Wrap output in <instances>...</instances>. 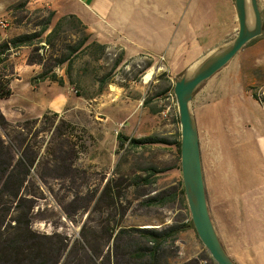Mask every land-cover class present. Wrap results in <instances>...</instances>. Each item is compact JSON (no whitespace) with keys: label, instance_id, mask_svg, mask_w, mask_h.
I'll return each mask as SVG.
<instances>
[{"label":"rangeland","instance_id":"rangeland-1","mask_svg":"<svg viewBox=\"0 0 264 264\" xmlns=\"http://www.w3.org/2000/svg\"><path fill=\"white\" fill-rule=\"evenodd\" d=\"M55 9L56 0H0V21L8 23V29L0 31L12 38L38 32L49 17L51 26L62 17L61 13L54 14ZM71 25L69 22L61 26L57 36L50 39V46L38 45V55L45 60V69L88 35L83 28ZM91 41L94 40L91 38L86 44ZM34 55L37 54L32 49L22 48L19 57L10 59L9 67L22 65L16 74L12 73V79H17L14 88L25 84L30 75L35 77L42 71L40 66L28 65L29 57ZM73 60L69 77L82 87L81 97L75 94L77 86L68 83L67 64L54 67L65 83L60 93L70 97L72 107L58 113L47 110L33 118L19 114L17 99L13 102L15 105L8 104L12 108L8 126L0 128V264L4 259H9V264L15 260V253L2 254L1 250L11 241L20 245L21 249L16 252L20 254L18 257H34L35 252L44 250L39 257L48 256L52 264H135L138 262L132 260L131 255L142 242L133 235L132 229L161 231L168 227H182V230L174 243L168 242L162 247L161 264H185L210 257L194 229L187 226L190 214L185 196L182 198L179 194L180 155L172 144L180 139L178 110L177 105L166 100L175 82L189 70L182 71L170 83L160 76L161 70L148 66L146 59L122 64L120 51L109 46L98 55L81 51ZM150 70L151 76L145 81ZM32 71L37 73L32 74ZM226 71L225 68L196 89L194 109L208 92L207 87L219 88ZM2 74L7 71L0 70ZM104 77H108L109 84L102 94L95 96L98 81ZM117 88L127 97H142L146 109L136 111L138 120L144 118V112L152 113L153 108L160 111L158 122L162 130L146 139L163 143L134 146L122 136L120 145L116 137L121 135L122 128L115 125L122 120L114 107L122 99L114 100V95L106 97L110 90L111 94L117 92ZM160 91H163L161 100L153 101ZM249 91L252 97H257L259 108L264 109V90L252 87ZM15 96H20L19 90L15 91ZM89 96L95 101L87 103L85 98ZM102 104H105L103 108ZM167 109L169 112L164 118L162 112ZM107 114L109 121L104 122ZM226 119H220L219 123L228 137L226 126L232 119L229 118L227 124ZM203 134L200 133L202 144L206 143ZM207 138L212 139L209 135ZM252 145L255 148L243 159L242 165H209L208 152L203 150L204 181L212 218L216 219L217 202L212 199V190L217 169L224 177L217 184L237 203L240 215L245 205L264 200V157L259 146ZM5 169H9L6 176L2 174ZM151 171L156 173L152 175ZM137 176L147 179L148 184L142 182L134 186L132 180ZM156 195L163 197L166 204L146 203ZM120 229L125 234L118 235ZM216 230L223 242L228 241L227 250H235L230 254L238 264H256L254 255L264 252V246H255V252L250 254L248 245L243 242H248V238L240 242L231 229ZM20 235L26 236V243L21 241Z\"/></svg>","mask_w":264,"mask_h":264},{"label":"crops","instance_id":"crops-1","mask_svg":"<svg viewBox=\"0 0 264 264\" xmlns=\"http://www.w3.org/2000/svg\"><path fill=\"white\" fill-rule=\"evenodd\" d=\"M257 2L260 10L264 11V0ZM55 10L56 15L61 13L62 17L75 18L95 42L118 49L122 64L146 59L150 67L161 70L160 76L170 83L182 71L193 69L204 58L225 47L238 32L234 0H56ZM11 38L0 31V43ZM21 49L5 63L8 77H11L12 96L0 100V112L4 118L8 121L12 112L9 105H15V99L19 114L33 118L42 116L47 110L58 113L72 107L69 105L70 97L60 93V87L56 84L45 82L34 89L29 82L33 75L26 79L25 84L13 87L17 79H12V73L16 74L22 65L9 67L7 64L10 59L20 56ZM230 62L225 67L227 71L218 84L219 88L207 87L208 92L195 109L192 104L197 101H194L193 95L190 105L198 131L203 178L204 151L208 152L209 165L217 167L244 164L243 159L255 148L253 143L259 146L264 157V109L259 108L257 99L249 91L252 87L264 90V34L248 42ZM225 68L216 74H221ZM35 73L37 71H32V74ZM117 89L114 94L109 89L106 97L114 95V100L122 99L114 107L122 120L115 125L122 128L121 136H125L129 142L144 140L162 130L158 122L161 115L158 109L153 108L149 114L144 112V118L138 120L136 111L146 109L142 97H127L121 88ZM16 90H19V97L15 96ZM162 93H156L153 101H160ZM101 99L105 98L101 96ZM85 101L90 103L95 100ZM104 106L101 105L102 108ZM222 118H227L226 124L229 118L232 119L231 123L225 125L228 137L220 129L219 121ZM106 121H109V115ZM200 133H204V144ZM217 171L212 190V199L217 202L216 219L211 217L213 225L215 229H231L240 242L248 238V242H243L252 254L255 246H264V200L245 205L246 209L240 215L237 203L224 187L217 184L224 179L222 173ZM205 194L209 206L206 187ZM219 240L229 258L238 264L230 254L235 250L226 248L228 241L223 242L220 237ZM254 256L257 257L256 264H264V252Z\"/></svg>","mask_w":264,"mask_h":264},{"label":"water","instance_id":"water-1","mask_svg":"<svg viewBox=\"0 0 264 264\" xmlns=\"http://www.w3.org/2000/svg\"><path fill=\"white\" fill-rule=\"evenodd\" d=\"M238 21L236 37L178 79L173 88L180 124V171L190 219L197 238L215 264H234L213 225L205 194L198 131L191 111L196 89L225 68L251 40L264 34V11L257 0H234Z\"/></svg>","mask_w":264,"mask_h":264},{"label":"trees","instance_id":"trees-1","mask_svg":"<svg viewBox=\"0 0 264 264\" xmlns=\"http://www.w3.org/2000/svg\"><path fill=\"white\" fill-rule=\"evenodd\" d=\"M52 14V13H51ZM50 14V16H51ZM53 15V14H52ZM51 17L47 19V22L45 23L44 26L38 31L30 34H23V35H18L15 36L11 39L4 40L0 43V64L1 66V71H6L5 63L9 59V57L13 54H15L19 49L21 48H30L32 49V52L36 53L37 55H34L32 57H29L27 63L30 66L37 65L42 67V71L37 74V76L32 77L30 79V85L36 89L38 88V85L41 83H53L56 84L58 87L63 88L64 86V80L57 75V73L54 71V67H61L64 64H67V68L65 69L66 75H67V80L70 85H76L77 89L75 90V94L78 97H81L82 95L80 92L81 86L76 84L71 77H69V73L71 70V66L73 64V58L81 52H94L95 54H102L104 50L106 49L105 45H101L95 41H91L88 45L86 44L90 38L89 35L85 37L78 45L75 47H72L71 49H68V53L65 55H61L58 59L53 60L54 64H52L49 68L45 69V63L44 59L38 55V45L41 43H45L47 46H50V39L53 37L57 36L59 33V30L61 29V26H63L65 23H71L72 28H85L81 26V24L76 21L75 18L68 16V17H62L60 18L53 26H51ZM51 60V59H50ZM116 66H118V63H116ZM150 66V63L148 64ZM10 81L11 77H8L7 74H2L0 75V100H6L12 96V90L10 88ZM109 84L108 77H104L100 81H98L97 85V92L95 96L102 94L103 88ZM255 99L257 98L256 96H253ZM94 97H86L85 99H93ZM178 120V118H177ZM179 122V120H178ZM8 126V121L4 118V116L0 112V128H5ZM116 139L120 143V145L123 144L122 139L123 137L121 135H117ZM131 145H145V144H156V143H163L162 141H158L157 139H144V140H131L129 142ZM177 151V154L180 155V139L178 138L177 141L172 143ZM8 168H11V165L9 164ZM9 170V169H8ZM7 169L2 171V174L4 176L7 175L8 172ZM152 175L153 172L151 171ZM156 173V172H155ZM9 176V173H8ZM134 186H139L142 182L148 184L147 179H142L141 177L137 176L132 180ZM181 183V190L179 192L180 196L184 198V190L182 187ZM15 197V194H11V197ZM149 205H165L166 200L159 196L156 195L146 202ZM188 227L193 229V225L191 222V219L188 218ZM133 235L135 234L139 240H141L142 245L140 247H137V249L134 250L132 256V260L136 259L135 264H161L160 263V252L161 249L164 245H166L168 242H175V237L176 235L182 230V227L180 228H174V227H168L164 230L159 231L158 229H132ZM125 234V232L120 229L118 231V235ZM21 241L26 243V236H22ZM2 247V246H1ZM20 245L16 242H9V245H6L5 247H2L1 250H3L2 254L5 253V251L8 252H13L15 253V260L13 261L12 264H52L51 259L47 256V258H40L41 253H44V250L37 251L34 254V257H18L20 254H17L20 250ZM4 259V258H3ZM37 261L38 263H36ZM201 261H205L206 264H215L210 257H207V259H202V258H197L194 260H191L185 264H200ZM9 264V259H4L2 261V264Z\"/></svg>","mask_w":264,"mask_h":264},{"label":"built area","instance_id":"built-area-1","mask_svg":"<svg viewBox=\"0 0 264 264\" xmlns=\"http://www.w3.org/2000/svg\"><path fill=\"white\" fill-rule=\"evenodd\" d=\"M8 29V23L6 21H0V30H7ZM161 60H163L161 58ZM167 101H170L171 103H173L175 106H176V100H175V96L173 94V91L172 89L167 93V98H166ZM169 110H165L162 112V115L164 118L167 117V114H168Z\"/></svg>","mask_w":264,"mask_h":264},{"label":"bare ground","instance_id":"bare-ground-1","mask_svg":"<svg viewBox=\"0 0 264 264\" xmlns=\"http://www.w3.org/2000/svg\"><path fill=\"white\" fill-rule=\"evenodd\" d=\"M151 70L146 74V76H145V78H144V80L145 81H148L149 80V78H150V76H151Z\"/></svg>","mask_w":264,"mask_h":264}]
</instances>
